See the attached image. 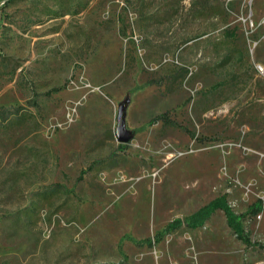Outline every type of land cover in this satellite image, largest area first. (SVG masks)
<instances>
[{
    "label": "rangeland",
    "instance_id": "1",
    "mask_svg": "<svg viewBox=\"0 0 264 264\" xmlns=\"http://www.w3.org/2000/svg\"><path fill=\"white\" fill-rule=\"evenodd\" d=\"M220 195L264 198V0L0 4V264H264L223 210L131 240Z\"/></svg>",
    "mask_w": 264,
    "mask_h": 264
},
{
    "label": "trees",
    "instance_id": "2",
    "mask_svg": "<svg viewBox=\"0 0 264 264\" xmlns=\"http://www.w3.org/2000/svg\"><path fill=\"white\" fill-rule=\"evenodd\" d=\"M6 0H0V4ZM8 1V0H7ZM225 32L230 36H235L234 30L226 29ZM64 87H55L52 89L53 92L62 90ZM2 114V113H1ZM164 121L166 123H173L167 112L156 115L152 118L149 124H154L158 121ZM134 133L136 131H133ZM133 133V134H134ZM217 210H223L226 216L228 225L236 233V235L248 246V247H264L263 242L252 241L249 235L245 231L243 220L247 216H256L257 214L264 211V198H259L255 202L249 205V208L244 213H237L231 204L229 203L226 195H220L205 205L201 206L198 210L190 215L184 217H178L170 221L160 232V234L154 239L152 237H147L142 240H137L131 238V240L137 242L138 244H146L148 246H153L158 240L161 239L165 234L175 231L182 226H186L190 229H197L206 224V222L213 216Z\"/></svg>",
    "mask_w": 264,
    "mask_h": 264
},
{
    "label": "water",
    "instance_id": "3",
    "mask_svg": "<svg viewBox=\"0 0 264 264\" xmlns=\"http://www.w3.org/2000/svg\"><path fill=\"white\" fill-rule=\"evenodd\" d=\"M128 99L119 105L117 135L121 142H129L133 139V132L126 127V108Z\"/></svg>",
    "mask_w": 264,
    "mask_h": 264
}]
</instances>
